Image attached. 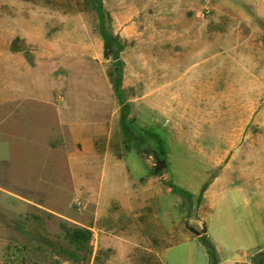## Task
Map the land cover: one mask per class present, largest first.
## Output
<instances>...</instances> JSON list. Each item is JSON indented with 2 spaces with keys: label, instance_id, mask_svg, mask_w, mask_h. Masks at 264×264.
I'll use <instances>...</instances> for the list:
<instances>
[{
  "label": "rangeland",
  "instance_id": "374dc122",
  "mask_svg": "<svg viewBox=\"0 0 264 264\" xmlns=\"http://www.w3.org/2000/svg\"><path fill=\"white\" fill-rule=\"evenodd\" d=\"M100 12L89 0H0V42L13 41L43 68L40 87L54 94L62 120L85 109L94 117L89 129L62 128L59 141L45 145L43 193L19 190L36 184L18 160L25 134L42 136L38 115L0 126V157L12 158L0 162L10 168L4 183L12 191L0 193V264H76L58 254L72 249L61 223L91 230L86 264H210L187 227L204 235L208 222L227 221L215 193L234 182L264 193V0H101ZM84 148L92 170L106 152L139 156L142 179L151 178L145 184L163 194L155 215L141 217L151 240L134 238L138 216L116 206L105 214L94 185L70 190L68 156ZM157 160L165 168L154 174ZM125 162L135 173L138 161ZM127 172V184H143ZM21 197L30 207L9 214L4 206ZM186 237L200 243L175 249L173 258L155 254ZM237 263L264 264V248Z\"/></svg>",
  "mask_w": 264,
  "mask_h": 264
},
{
  "label": "crops",
  "instance_id": "0c3cea01",
  "mask_svg": "<svg viewBox=\"0 0 264 264\" xmlns=\"http://www.w3.org/2000/svg\"><path fill=\"white\" fill-rule=\"evenodd\" d=\"M12 48H18L17 46L14 47L13 41L0 42V49H2L0 50V126L5 122H8V125H16L20 118L29 113L38 115V127L43 129L42 136L37 137L32 133H26L24 136L25 141L23 142V147L25 148L23 156L25 158L17 160L20 165L26 168L28 178H36V181L33 180L36 183L35 185H32L34 183L30 179L26 183H21L20 186L22 188L19 190L22 192L43 193L46 191L44 188L46 183L44 182L45 162L49 160V154L46 155L44 152L45 145L48 147L55 145V141L60 139L62 128H68L69 130L89 129V123L90 121L92 123L94 118L92 116L93 112L90 109L76 111L75 116L68 117L66 121L62 120L63 109L57 101H54V94L40 87L39 75L42 74V71L40 72L39 70H43V68L37 65H30L28 57L23 55L21 48L20 51H15ZM35 82L38 85L31 86ZM105 108L104 113L106 115L104 119L108 123L112 115H109L107 106ZM72 152L68 156L70 190L74 192L87 191L85 189L94 185L95 191L102 194L103 205H106L104 208L106 209L105 214L108 215L109 209L112 210L116 206L118 210H123L124 217L136 219L138 216L136 222L129 220V222L132 221L134 225L138 226L134 228V238L143 241L151 240V236H146V234H149L146 232L147 224L141 221V217H150L151 212L155 215V209L157 204H161L163 194L159 193L156 188L145 184L150 183L151 178L142 179L144 170L142 169L139 156L137 154H128L126 156L124 154L106 152L97 159L98 164L92 170V166L86 163L90 160L87 149L84 148L80 152ZM129 157L138 161L136 164L138 168L135 173L132 172V165L129 168V165L125 162ZM3 159L10 160L12 158L0 157V162L4 161L6 163ZM128 169L131 170L132 174L136 175L138 180H142L143 184L139 183L135 186H133L132 182H130V185L127 184L123 174L125 172L128 173ZM9 170L10 168H7V166H0V177H5L3 183H6L7 176H11L9 175ZM93 171H95L94 174L92 173ZM121 173L123 177H121ZM94 178H97L96 181ZM1 183L2 181H0V193L12 192L6 187L10 184L6 183V185L4 183L2 185ZM41 184L42 188H40ZM30 187L33 188L31 189ZM82 187L85 189H82ZM167 193H169L168 190L165 191V195ZM215 195L217 196L216 200H214L217 202L215 205L221 207L220 213L223 210L230 212V215L226 217L228 218L227 221L219 222V225H216V223L209 224L208 222L203 232L215 248L216 264H234L244 261L255 250L264 248V193L254 189L248 182L240 181L217 191ZM21 198L23 201L18 202L15 207L10 205L6 208L5 205L4 209H9V214L23 215L25 213L23 211H26L30 204L24 197ZM169 202H171V198L169 201L165 198L164 206L168 205L170 208L171 204ZM33 206L39 208V204H33ZM2 207L3 205L0 206V208ZM210 227L213 229L214 237L208 234ZM99 231L104 232L102 229ZM217 232L220 233L217 234ZM108 235L110 234L108 233ZM171 237L172 235L169 236V238ZM5 240L6 233L0 228V252ZM191 243L200 242H198L197 238L186 237L175 244L164 246L158 252L155 251V254L160 259L162 257L173 258L174 254L172 251L189 246ZM147 250L153 251L151 248ZM177 255L179 257L183 256L182 254Z\"/></svg>",
  "mask_w": 264,
  "mask_h": 264
},
{
  "label": "trees",
  "instance_id": "16d2710c",
  "mask_svg": "<svg viewBox=\"0 0 264 264\" xmlns=\"http://www.w3.org/2000/svg\"><path fill=\"white\" fill-rule=\"evenodd\" d=\"M89 1L91 4L94 5L95 10L99 15L101 13V0H95V2L94 0ZM108 38L115 44L119 45L120 49L122 48L119 44V40L116 37L108 35ZM118 88L119 85L117 83L116 89L118 90ZM159 172L160 171L158 170L153 171L154 174H158ZM60 228L63 231V241H65L67 245H69L72 249H58V254L68 259H71L76 264H86L88 256L91 254V250L89 248V243L92 238L91 230L78 226H69L65 223H61ZM198 239L206 249V253L210 259V264H216V251L212 242L205 235L199 236ZM37 241L43 244L42 238L38 237Z\"/></svg>",
  "mask_w": 264,
  "mask_h": 264
},
{
  "label": "water",
  "instance_id": "95a60500",
  "mask_svg": "<svg viewBox=\"0 0 264 264\" xmlns=\"http://www.w3.org/2000/svg\"><path fill=\"white\" fill-rule=\"evenodd\" d=\"M165 168V162L163 160H157V163L155 165V170H161ZM190 231H192L196 236H200L201 233L198 231H195L193 228L191 227H187ZM204 232V231H203Z\"/></svg>",
  "mask_w": 264,
  "mask_h": 264
},
{
  "label": "built area",
  "instance_id": "2783aa9c",
  "mask_svg": "<svg viewBox=\"0 0 264 264\" xmlns=\"http://www.w3.org/2000/svg\"><path fill=\"white\" fill-rule=\"evenodd\" d=\"M237 264H242V263H237Z\"/></svg>",
  "mask_w": 264,
  "mask_h": 264
}]
</instances>
